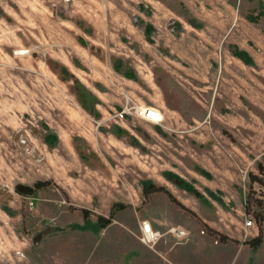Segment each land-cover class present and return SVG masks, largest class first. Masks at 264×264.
I'll return each instance as SVG.
<instances>
[{
	"label": "rangeland",
	"instance_id": "obj_1",
	"mask_svg": "<svg viewBox=\"0 0 264 264\" xmlns=\"http://www.w3.org/2000/svg\"><path fill=\"white\" fill-rule=\"evenodd\" d=\"M260 11L264 0H0V264H264V242L244 243L264 237L253 212L264 187L251 177L264 166V15L247 18ZM47 179L57 186L34 197L15 191ZM144 180L187 208L160 192L146 200ZM116 202L127 207L110 226L81 228L78 207L108 216ZM145 220L163 233L154 247L141 240Z\"/></svg>",
	"mask_w": 264,
	"mask_h": 264
},
{
	"label": "trees",
	"instance_id": "obj_2",
	"mask_svg": "<svg viewBox=\"0 0 264 264\" xmlns=\"http://www.w3.org/2000/svg\"><path fill=\"white\" fill-rule=\"evenodd\" d=\"M264 15L263 11H260L259 14L254 15V14H248L247 18L252 21V22H258L260 18ZM194 20V19H193ZM190 23L193 26L199 27L200 24L194 23L193 21H190ZM153 27L152 25H147L146 30L148 33H151ZM233 54L244 61L247 64H252L253 63V58L252 56L245 50L239 49V48H234L233 49ZM66 72V69H64ZM126 75L130 78H136V74L132 69H126L125 70ZM72 78V77H71ZM75 92L78 96L79 102L81 106L89 111L90 113H95L96 112V103H97V98L94 97L92 92H90L78 79L75 81L74 85ZM48 130H50V134L46 135L45 140L48 144L54 145L58 142V136L54 133H52V129L48 127ZM259 172L262 174V176L251 173L252 177V184L255 182H259L261 184V187H264V166L260 164L259 167ZM168 178L172 180L174 183L186 188L188 191L191 193L195 194L196 196H199L200 193L194 187L192 184L184 181L180 176L175 175L174 173H168ZM50 186H57L56 182L53 179H47V180H38L34 182L33 184H26V183H18L15 186V191L21 196V197H34L39 191L45 190L49 188ZM165 193L166 195L169 196V198L181 205L184 208H187L171 191L170 189L165 186V185H160L156 184L152 181L149 180H144L143 181V193L146 198V200H149L155 193ZM257 196V205L258 209L253 210L256 218L260 220V223L264 221V201ZM250 199V198H249ZM127 205L123 203L116 202L110 211V214L104 215V214H98L94 213L92 210L86 208V207H78V210L82 212L84 218L87 220V223L85 226H81L82 229H88V228H93V229H104L110 226L115 217L116 214L119 210H122L126 208ZM252 205L251 203L247 202L246 204V211L251 212L252 211ZM95 216V221L94 223H91L92 217ZM204 227H207L204 225ZM221 240L222 241H228L229 238H227L224 235H221ZM264 242V237H263V231L261 230L258 235L251 237L249 239H245L244 243L249 244L252 248L257 249L259 248Z\"/></svg>",
	"mask_w": 264,
	"mask_h": 264
},
{
	"label": "built area",
	"instance_id": "obj_3",
	"mask_svg": "<svg viewBox=\"0 0 264 264\" xmlns=\"http://www.w3.org/2000/svg\"><path fill=\"white\" fill-rule=\"evenodd\" d=\"M134 109L136 115L141 117L146 121H150L152 123H161L163 121L164 115L159 110L154 108L155 115L151 116L150 111H148L147 106H135ZM150 110V109H149ZM156 116L157 118H155ZM27 139L24 135H21L18 140L19 145L26 144ZM141 233H142V242L149 247H154L155 244L163 237V233L158 230H155L152 226V223L149 220H145L141 223ZM256 228V223L253 219L249 218L245 221V236L248 237L252 231V229ZM168 234L175 237L179 242L187 241L189 238V231L181 228V227H172L167 232Z\"/></svg>",
	"mask_w": 264,
	"mask_h": 264
},
{
	"label": "water",
	"instance_id": "obj_4",
	"mask_svg": "<svg viewBox=\"0 0 264 264\" xmlns=\"http://www.w3.org/2000/svg\"><path fill=\"white\" fill-rule=\"evenodd\" d=\"M148 108H154V107H152V106H148ZM52 230H53L52 228H49V229H46V230L42 231L41 233H39V234L35 237V239H34V243H35L36 245H39V243H40V241L42 240V238H43L45 235L51 233Z\"/></svg>",
	"mask_w": 264,
	"mask_h": 264
},
{
	"label": "bare ground",
	"instance_id": "obj_5",
	"mask_svg": "<svg viewBox=\"0 0 264 264\" xmlns=\"http://www.w3.org/2000/svg\"><path fill=\"white\" fill-rule=\"evenodd\" d=\"M150 109V110H149ZM148 111H150V115L151 116H153V115H155V112L156 111H154V108H148ZM155 118H157L156 116H154Z\"/></svg>",
	"mask_w": 264,
	"mask_h": 264
},
{
	"label": "crops",
	"instance_id": "obj_6",
	"mask_svg": "<svg viewBox=\"0 0 264 264\" xmlns=\"http://www.w3.org/2000/svg\"><path fill=\"white\" fill-rule=\"evenodd\" d=\"M241 246H242V247H247V245H245L244 243H241Z\"/></svg>",
	"mask_w": 264,
	"mask_h": 264
}]
</instances>
